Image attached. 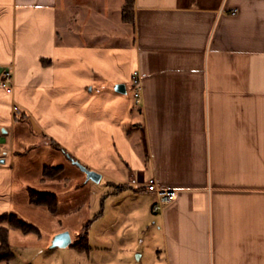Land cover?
<instances>
[{
	"label": "crops",
	"instance_id": "1",
	"mask_svg": "<svg viewBox=\"0 0 264 264\" xmlns=\"http://www.w3.org/2000/svg\"><path fill=\"white\" fill-rule=\"evenodd\" d=\"M124 2L0 0V126L28 112L105 176L111 207L151 225V264H264V0H133L132 23ZM149 177L174 202L155 211Z\"/></svg>",
	"mask_w": 264,
	"mask_h": 264
},
{
	"label": "rangeland",
	"instance_id": "2",
	"mask_svg": "<svg viewBox=\"0 0 264 264\" xmlns=\"http://www.w3.org/2000/svg\"><path fill=\"white\" fill-rule=\"evenodd\" d=\"M126 88L125 96L133 98L131 83ZM17 109L22 110L19 106ZM27 115L30 118V113ZM29 118L19 116L11 125L0 126V145L6 150V153L0 151L5 160L2 165L10 171L12 180L8 211L17 213L38 229V233L22 234L9 228L14 254L9 264H121L120 260L125 264H151L154 258L146 243L151 225H141L138 230L129 226L127 218L121 217L128 211L110 205L119 193L115 186L102 174L98 181L89 179L81 169L83 162L54 144L52 130L41 128ZM44 166H59L62 170L56 177H43ZM28 187L54 192L59 212L52 214L45 207L30 204ZM89 221L88 247L76 250L71 244L82 242L80 234ZM138 221L143 222L142 218ZM61 232L69 234L70 245L52 247L54 237ZM122 235L129 243L123 254L114 250L122 247ZM136 251L141 254L138 259H135Z\"/></svg>",
	"mask_w": 264,
	"mask_h": 264
},
{
	"label": "trees",
	"instance_id": "3",
	"mask_svg": "<svg viewBox=\"0 0 264 264\" xmlns=\"http://www.w3.org/2000/svg\"><path fill=\"white\" fill-rule=\"evenodd\" d=\"M122 20L124 22H133V0H125L122 6ZM62 167L59 166H44L42 169L43 177H56L61 173ZM28 202L35 206L45 207L50 213L54 214L58 210V198L52 191L40 190L33 187L27 188ZM90 221L84 224L80 238L82 242L71 244L76 250L86 249L87 244V226ZM7 224L8 227L4 226ZM9 228L17 230L22 234L38 233V229L30 222L23 220L14 212L3 213L0 215V263L9 264L14 258L9 243Z\"/></svg>",
	"mask_w": 264,
	"mask_h": 264
},
{
	"label": "built area",
	"instance_id": "4",
	"mask_svg": "<svg viewBox=\"0 0 264 264\" xmlns=\"http://www.w3.org/2000/svg\"><path fill=\"white\" fill-rule=\"evenodd\" d=\"M12 80V72L10 69L5 70L0 79V87L10 90L8 87ZM130 83L133 88V100L135 104L140 102V74L137 71H133L130 77ZM144 188L148 192H152L156 195V201L153 204L155 211L161 210L163 207L170 205L176 199V190L162 189L157 186L154 177H149L144 185Z\"/></svg>",
	"mask_w": 264,
	"mask_h": 264
},
{
	"label": "water",
	"instance_id": "5",
	"mask_svg": "<svg viewBox=\"0 0 264 264\" xmlns=\"http://www.w3.org/2000/svg\"><path fill=\"white\" fill-rule=\"evenodd\" d=\"M114 90L120 93H125V87L123 84H118L114 87ZM4 160L0 159V163H3ZM81 169L82 171H84L87 174V177L89 179H92L94 181H98L100 179V174L97 173L96 171L90 170L84 166L81 165ZM68 245H70V237L69 234L67 232H61L58 233L52 242V247H67Z\"/></svg>",
	"mask_w": 264,
	"mask_h": 264
}]
</instances>
